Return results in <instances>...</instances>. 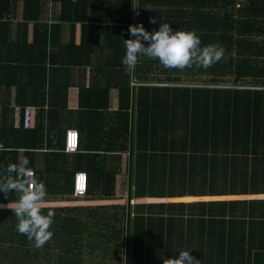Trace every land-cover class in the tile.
<instances>
[{
    "label": "trees",
    "instance_id": "obj_1",
    "mask_svg": "<svg viewBox=\"0 0 264 264\" xmlns=\"http://www.w3.org/2000/svg\"><path fill=\"white\" fill-rule=\"evenodd\" d=\"M18 1L23 2V12L14 41L10 36V8ZM53 1L61 3L60 15L54 19L56 23L81 22L83 41L79 46L71 41L63 48L57 47L54 38L58 37L56 30L59 26L55 24L50 30L47 28L56 15L50 14L49 23H45L46 16H40L39 0H0V54L9 49L16 54L14 62L0 61V89L8 95L11 86H15L20 98V93L25 95V90L31 88L36 78L31 74L45 78L46 62L51 68L49 70L56 71L58 69L52 67L55 57L75 51L71 59L59 62L61 71L65 66H89L97 73L91 87L81 89L79 93V99L83 96L88 106L79 114L81 120L85 115L96 121L102 113L107 123V130L103 133L105 138L93 145L95 149L91 152L113 153L115 167L113 170L102 167V171L91 176L85 174V194L73 196V178L81 168L78 166L81 155L76 152L88 150L90 146H80V139L79 150L67 154L58 140L49 137L53 132L52 124L62 119L58 107L67 101V88H63L65 92L62 93L57 86H52L47 93L49 109L46 121L49 126L46 142L43 124L29 131L19 128L11 132L0 127V141L5 148L0 152V169L7 163L20 164L27 157V167L45 185L46 196L41 211L47 213L51 209L55 213L50 226L52 237L42 247L36 248L32 240L16 230L15 214L6 207L14 199L13 190L7 196L0 193V205H5L0 207V264H67L69 261L79 264H162L163 257L167 259V256L174 257L179 253L181 238L182 241L186 239L183 243L195 240L197 244H203L208 239L185 238L180 232L179 236L176 235L178 225L170 217L178 207L167 205L170 217H161L154 215L153 206L132 205V199L143 198L146 192L149 196L160 193L161 188L130 189L128 198L117 197L118 161L124 152L133 156L131 186L133 182L134 185L147 184V181L152 186L151 180L157 173L153 165L158 163V157L161 159V155L156 154L174 152L176 155L171 159L176 166L170 173L185 187L188 182L199 181L198 186H210V194L220 190L225 195L257 192L264 187V183L256 179L257 169H264V0H161L166 2L165 8L152 10L146 9L145 0H121L113 4L112 0ZM89 1L105 4L111 12L112 9L115 11L114 16L105 18V48L100 50L97 62L89 59L93 46L98 44L97 33L92 34L90 26L86 25V15L80 13ZM185 4L188 5L185 7ZM151 13L154 18L158 16L156 24L149 22L152 17L147 18ZM144 15L146 18L140 20ZM162 22L169 23L174 30L194 31L201 46L222 48L220 59L207 67L193 64L183 68H165L157 59L141 55L134 69H127L121 59L125 53L122 39L130 38L128 26L140 23L151 32ZM28 28L32 29L30 37ZM86 29L89 30L88 35L85 34ZM56 47L57 50L52 51ZM28 53L32 58L26 61L24 58ZM111 88L119 93L116 111L108 110ZM58 91H61L60 98ZM43 96L39 95L40 100L33 104L42 106ZM17 104L25 106L26 101L17 100ZM129 122L135 133L128 131ZM9 133L14 135L10 141L7 140ZM42 150L46 153L40 167L36 168V154ZM147 155L150 159L145 157ZM168 185H172V179ZM167 192L172 194V190ZM180 192L185 194L187 190L184 188ZM203 192L196 190V194ZM77 197L81 201L77 206L49 205V202L70 201ZM85 201L88 202L86 206L83 204ZM225 203L227 224L224 222L223 228L222 223L216 233L218 237L214 243L217 245L211 247L213 254L207 257L208 263L264 264V239L256 249L251 246L253 239H246L244 232H235L236 204L233 200ZM187 208L192 213L206 209L212 212L217 207L216 203L207 206L194 203L188 204ZM253 214L264 215V201ZM165 224L167 236L161 237L156 233V227L161 225L163 228ZM73 244L84 245L88 249L74 253ZM62 247V252L58 253Z\"/></svg>",
    "mask_w": 264,
    "mask_h": 264
},
{
    "label": "crops",
    "instance_id": "obj_2",
    "mask_svg": "<svg viewBox=\"0 0 264 264\" xmlns=\"http://www.w3.org/2000/svg\"><path fill=\"white\" fill-rule=\"evenodd\" d=\"M41 5V17L46 16L44 22L49 23L50 21V14L55 13V18L48 24L47 28H49L51 25L57 24L55 21L57 17L60 15L61 10V3L60 2H54L53 0H39ZM121 0H112V4L114 2H120ZM156 1V2H155ZM146 9L152 10V9H164L166 2L163 1H157V0H145ZM155 2V4H152ZM158 2V3H157ZM178 2V0H177ZM89 3V4H87ZM85 4V7L83 10L80 8V13H83L87 17L86 25H89L92 31V34L95 32L97 33V41L98 44H95L93 46L92 54L90 56V62H97L101 56L100 50L105 48L104 44V32L106 28V20L105 18L107 15L114 16L115 11L112 12L110 10V7H108L105 4H94L91 1L87 2ZM106 3V2H104ZM23 2L18 1L14 2L11 6V13L10 17L12 19V26L10 31L11 39L15 41L17 35H18V29H19V23L22 22V7ZM188 4H185V7ZM158 6V7H157ZM209 9L210 7L207 6ZM192 8V7H191ZM208 8H205V10H209ZM77 9V7H76ZM70 10H73L70 8ZM95 15V19H92V16ZM154 14L151 13V15L147 16L149 19ZM156 19H158V16H155ZM94 18V17H93ZM145 15L140 17V20L145 19ZM55 19V20H54ZM113 20V19H112ZM59 23V22H58ZM58 29L57 34L58 37L55 36L54 42L57 47L63 48L64 46H67L73 42L75 46H79L81 44V41H83V35L84 30L82 27L81 22H75L72 24L71 22H60L57 24ZM29 32L27 33L28 37L32 35V29L28 28ZM97 29V30H96ZM98 31V32H96ZM20 32V31H19ZM85 34H89V30H85ZM50 43V42H49ZM48 40L47 44L49 45ZM56 49H53L52 51H56ZM65 47V48H69ZM50 50V45H49ZM68 52H70L68 50ZM75 51H71V53H63L62 55H57L54 59L56 60L54 63V66H52L54 69L58 70H49L50 66L49 63H45L46 67V75L45 78L41 75L37 74H31L32 77H36L31 88H28L25 90V95L20 93V98L17 97V89L15 86H11L9 89L8 95L6 91H3L0 89V127H6L11 131L12 129H21V130H27L37 128L39 124H43L44 129V141L46 142V131L47 127V121H46V113L49 109L48 107V91H51L50 89L52 86H57L58 90H61L62 93L63 88H67L66 90V96L67 101H65V105L61 103V105L58 107L59 110H61V117L62 119L53 125V132L49 135V137H53L55 141H59L60 144H62V147H64V135L67 130H76L79 135V140L81 139L80 146H85V144L89 147L88 150H82L78 149L79 151L76 152V154L81 155V159H79L78 166L80 168V172L85 173L86 175H93L99 171H102V167L105 169H111L113 170L115 167V161H114V154L113 153H106L103 154L102 152L96 153L91 152V149H95V144L101 143V140L105 138L103 136L104 131L107 130V123H105L104 119L102 118V113L100 112L98 115V118L96 121H93L89 118H87L84 115V119H80V111H84L88 108L86 106L85 99L82 96L81 100L79 99V93L81 92V89H88L91 87V83L93 79H96L97 73L90 69L89 66L83 68L81 66H65L64 70L61 71L62 67L59 64L60 61H68L71 59L74 55ZM104 55V52L102 56ZM29 58H32L31 55L28 53L25 55V60L28 61ZM86 60V59H85ZM0 61H5L4 63L8 62H14L16 61V54L14 50L9 49L8 51H4V53L0 54ZM26 64V63H25ZM51 69V68H50ZM98 77V76H97ZM157 86H168L167 84H156ZM56 87V88H57ZM55 88V91H56ZM61 91H58V98L61 96ZM56 94V92H54ZM34 94L37 96L34 97ZM44 94L43 97H45L44 103L42 106H36L33 104L34 101L40 100L39 95ZM7 95V97H6ZM108 110L110 111H116L118 109L119 105V93L118 90L115 88H111L108 93ZM18 101H26L25 106H21L17 104ZM58 104V103H57ZM85 104V105H84ZM30 109V122L29 125L26 127L23 123V117H24V109L25 108ZM3 113H2V112ZM11 111V112H6ZM42 119V122H41ZM83 122V123H82ZM129 130L128 131H134L133 125L129 122ZM137 127V126H136ZM137 130V128H136ZM12 132V131H11ZM14 137L13 133H9L8 141L12 140ZM93 147V148H91ZM170 148L173 146L169 145ZM5 150L2 142L0 141V152H3ZM64 150V149H63ZM65 152V150H64ZM46 153V150H42L37 152L36 159L34 166L36 168L40 167L41 160L43 159V154ZM67 153V152H65ZM68 154V153H67ZM156 155H161V159L158 157L157 161L158 163L153 165V168H157V173L155 175V179L151 183L148 181L147 184L144 183H136L132 186L130 185L132 178V163H131V157L129 152H124L121 154L120 160L118 161V168L119 174L116 176L115 180V194L117 197L121 198H128L129 197V190L130 189H145L149 190L150 188L153 189H160L162 190L160 193L152 194V196H149V194L146 192L145 197L138 198V199H132V205L133 206H141L146 205L153 206L154 208V215L155 216H161L163 215L168 216L169 212L168 206L171 207V205L178 207V209L175 211V214H171L172 217H170L172 220H175V222L178 225V229H176V235L179 236V232L183 234L185 238H205L208 239L204 241L202 244L194 243L192 246L194 247V251L196 256L201 255L203 256V262L204 264H209L207 257L209 255L213 254L210 249L213 246H216L217 243H214L216 241L215 239L218 237L216 234L220 231V228L222 226V223L227 224V213L224 214L225 210L224 207L226 205L225 201L233 200L236 204L237 209L234 210L235 212V219H234V231L235 232H244L245 238L253 239L251 246L257 247L256 249H259V244L262 242V239H264V215L259 214H253L254 209L257 208V206L261 205V201H264V187L259 189L257 192H247L245 194H239V195H225L222 191L218 190L217 193L210 194V186H198L199 181H193L191 184L188 182L186 187L184 184H180L177 181V177L171 176V169L172 167L176 166L172 163L171 157L172 155H176L174 152H166L164 154L158 153ZM163 155L165 159L163 158ZM146 158L150 159V156H145ZM176 159V158H175ZM178 159V158H177ZM138 164L141 162H137ZM8 163L0 169V182L3 181L4 178L9 176L8 172ZM77 165V164H76ZM33 171V170H32ZM34 173V171H33ZM163 173V174H162ZM257 177L256 179L260 182L264 183V169L261 170V168H258L256 171ZM35 175V174H34ZM33 175V176H34ZM260 175V176H258ZM170 179H172V185H168ZM72 180V177H71ZM163 180V181H162ZM200 185V184H199ZM187 190L185 194L181 193V190ZM202 190L204 191L201 194H196V190ZM218 189V188H217ZM165 190V191H164ZM168 190H172V194L169 195L167 192ZM75 197V195L73 194ZM72 197V196H71ZM86 199V198H85ZM81 202L80 198H74L70 201H59V202H49V205L53 206H64L68 205L70 207L77 206L78 203ZM205 204L206 206L208 204L216 203L217 208H213L210 212L209 209L201 210V212H188V204ZM83 204L86 206L88 202H83ZM148 205V206H147ZM168 205V206H167ZM183 206H185L183 208ZM147 208H145L146 210ZM225 223L223 224V228L225 227ZM161 226V225H160ZM160 226L156 227V233L161 237L167 236V230L168 227L165 224L163 228H160ZM89 236L90 234L87 233ZM84 235V234H83ZM84 235V236H88ZM214 239V240H213ZM74 253L79 252L82 249H85L88 247L86 246H77L73 244ZM72 247H69L70 249ZM64 247L60 248L58 253H61ZM254 253V250H252ZM206 257H205V256ZM67 264H79L76 261L68 262ZM81 264V263H80ZM84 264V262H82Z\"/></svg>",
    "mask_w": 264,
    "mask_h": 264
},
{
    "label": "clouds",
    "instance_id": "obj_3",
    "mask_svg": "<svg viewBox=\"0 0 264 264\" xmlns=\"http://www.w3.org/2000/svg\"><path fill=\"white\" fill-rule=\"evenodd\" d=\"M149 22L156 24L157 20L152 17ZM127 31L130 38L122 39L125 53L121 59L127 69H134L141 55L157 59L165 68H183L193 64L207 67L220 59L223 52L217 45L201 46L200 38L194 31L174 30L167 22L159 23L151 32L140 23L130 24ZM28 164L25 157L20 164L8 165V172L15 175H9L0 182V193L7 196L13 190L14 199L6 207L15 214L16 230L40 248L53 235L50 226L55 213L51 209L47 213L41 211L46 196L45 185L33 176ZM10 204L14 207H9ZM177 250L179 255L176 258L163 257L162 264H201L200 260L190 255L191 249Z\"/></svg>",
    "mask_w": 264,
    "mask_h": 264
},
{
    "label": "built area",
    "instance_id": "obj_4",
    "mask_svg": "<svg viewBox=\"0 0 264 264\" xmlns=\"http://www.w3.org/2000/svg\"><path fill=\"white\" fill-rule=\"evenodd\" d=\"M30 122V109H24L23 123L27 127ZM79 145V135L76 130H67L64 137V150L67 153L77 151ZM33 173V171H32ZM34 175V173H33ZM87 190V176L83 172H78L73 178V193L75 196H83Z\"/></svg>",
    "mask_w": 264,
    "mask_h": 264
},
{
    "label": "rangeland",
    "instance_id": "obj_5",
    "mask_svg": "<svg viewBox=\"0 0 264 264\" xmlns=\"http://www.w3.org/2000/svg\"><path fill=\"white\" fill-rule=\"evenodd\" d=\"M179 240H180V243H181V244H180V243H176V244H180L179 249H191V251H190V255H192V256L195 257L196 259L200 260L201 264H204V262H203V256H201V255L196 256V254H195L194 247L192 246V244L197 243V242H195V240H192V241H189V242H185V243H183V242H184L186 239H184V241H182V238L179 239ZM178 252H179V251H178ZM178 255H179V253L176 254L174 257L167 256V258H176ZM204 256H205V255H204ZM205 257H206V256H205Z\"/></svg>",
    "mask_w": 264,
    "mask_h": 264
}]
</instances>
